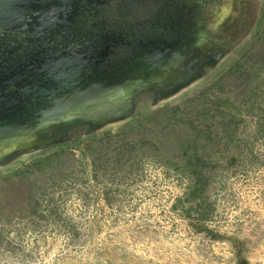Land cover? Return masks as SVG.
I'll use <instances>...</instances> for the list:
<instances>
[{
  "label": "rangeland",
  "instance_id": "rangeland-1",
  "mask_svg": "<svg viewBox=\"0 0 264 264\" xmlns=\"http://www.w3.org/2000/svg\"><path fill=\"white\" fill-rule=\"evenodd\" d=\"M202 1L180 48L0 96V179L60 148L77 176L33 231L0 187V264H264V0Z\"/></svg>",
  "mask_w": 264,
  "mask_h": 264
},
{
  "label": "flooded vegetation",
  "instance_id": "flooded-vegetation-1",
  "mask_svg": "<svg viewBox=\"0 0 264 264\" xmlns=\"http://www.w3.org/2000/svg\"><path fill=\"white\" fill-rule=\"evenodd\" d=\"M141 5L149 6L146 13L137 11ZM204 6L202 0H55L40 4L37 10H48L57 18L54 28L38 34L36 26L41 23L36 22L27 31H0V96L28 98L25 90L39 89L45 73L56 72L62 79L79 68L90 79L111 74L127 63L130 52L139 49L156 46L167 54L188 38L181 28L188 31L196 26Z\"/></svg>",
  "mask_w": 264,
  "mask_h": 264
},
{
  "label": "trees",
  "instance_id": "trees-1",
  "mask_svg": "<svg viewBox=\"0 0 264 264\" xmlns=\"http://www.w3.org/2000/svg\"><path fill=\"white\" fill-rule=\"evenodd\" d=\"M261 131V130H260ZM104 136L102 135L100 139L97 140V143L106 145L104 150H107V143L104 140ZM112 137V134H107L105 138L110 139ZM78 146L80 148L84 147L86 151H93L92 145L88 144L84 146L83 142H78ZM103 148V147H102ZM103 150V151H104ZM95 151V150H94ZM66 153L64 149H59L58 151L49 152L46 154H41L35 158H33L29 163H26L22 169H19L15 175L11 176L10 179H5L3 181L0 179V187L1 192L4 196L8 197V199L12 198V201L16 200V202L20 203L21 206L18 209L20 216H23L25 219H28L26 226L24 227L26 230H35L36 228H41L42 226L38 221L32 220L34 217L37 216V212L40 213V211L30 212L31 208L36 209L38 207L39 203L46 202L43 198H48L50 195L48 193V190L52 188H59L62 187V185L68 183V181H72L73 184H76V178L75 177H69L71 179L66 178L68 174H65L64 170L67 169V165L69 161H64L62 156ZM107 153V152H106ZM248 156L252 158L256 163H260L264 165V161L260 159L257 155H255L252 152L248 153ZM244 166H246V163H242ZM255 170L257 167H251ZM33 169L38 170L40 173H46L47 178L45 180L35 178L33 176L34 172L28 174V171H31ZM73 176V175H70ZM4 183V184H3ZM54 196L56 194H53ZM63 197L62 195H60ZM59 196V197H60ZM41 198V199H40ZM35 200L36 206L31 205V201ZM42 200V201H41ZM46 217L53 216V214L60 213V208L54 207L50 205L47 210L42 209L41 211ZM29 215H23V214ZM59 215V214H58ZM32 218V219H31ZM31 221H30V220ZM65 228V231L73 230L72 227L68 224V222H65L63 225ZM10 227V223H3L0 225V236L4 235L6 233L7 228Z\"/></svg>",
  "mask_w": 264,
  "mask_h": 264
},
{
  "label": "water",
  "instance_id": "water-1",
  "mask_svg": "<svg viewBox=\"0 0 264 264\" xmlns=\"http://www.w3.org/2000/svg\"><path fill=\"white\" fill-rule=\"evenodd\" d=\"M53 1L55 0H0V31H27L30 25L36 22L41 23L40 26H36L38 34L54 28L57 18L47 8V12L37 10L40 4L48 5Z\"/></svg>",
  "mask_w": 264,
  "mask_h": 264
}]
</instances>
